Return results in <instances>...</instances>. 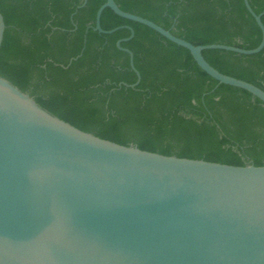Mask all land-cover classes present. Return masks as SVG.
Instances as JSON below:
<instances>
[{"label":"water","instance_id":"obj_1","mask_svg":"<svg viewBox=\"0 0 264 264\" xmlns=\"http://www.w3.org/2000/svg\"><path fill=\"white\" fill-rule=\"evenodd\" d=\"M243 2L261 31L251 50L195 46L114 0L99 7L93 30H129L117 42L137 76L127 88L140 75L120 44L134 31L103 30L105 9L188 50L209 77L264 104L262 89L221 74L203 57L205 50L252 56L264 49V13ZM4 31L0 14V47ZM0 264H264V166L163 156L103 140L0 77Z\"/></svg>","mask_w":264,"mask_h":264},{"label":"trees","instance_id":"obj_2","mask_svg":"<svg viewBox=\"0 0 264 264\" xmlns=\"http://www.w3.org/2000/svg\"><path fill=\"white\" fill-rule=\"evenodd\" d=\"M121 10L169 30L195 46L251 50L261 31L243 0H114ZM255 14L264 0H248ZM106 0H0L5 31L0 77L73 127L122 146L163 156L229 166H264V104L244 90L219 84L189 51L153 30L105 9ZM264 25V15L261 17ZM85 41V42H84ZM81 55L79 58H77ZM221 74L264 91V49L252 56L205 50ZM77 58L76 60H73Z\"/></svg>","mask_w":264,"mask_h":264}]
</instances>
